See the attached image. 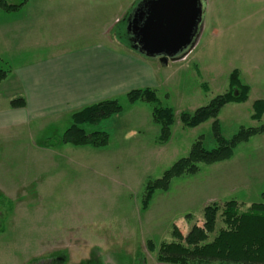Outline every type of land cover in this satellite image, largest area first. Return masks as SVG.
I'll list each match as a JSON object with an SVG mask.
<instances>
[{
	"label": "rangeland",
	"instance_id": "obj_1",
	"mask_svg": "<svg viewBox=\"0 0 264 264\" xmlns=\"http://www.w3.org/2000/svg\"><path fill=\"white\" fill-rule=\"evenodd\" d=\"M22 1L7 0L10 4ZM113 1L119 3V38L130 41L125 34L127 18L139 0L126 13L123 10L135 0ZM244 5L251 4L245 0H204L203 32L193 54L197 62H172L161 67L159 84L150 88L157 91V105L170 107L174 113L172 137L167 143L158 141L161 126L152 114L156 104H132L128 93L115 97L123 105L121 112L86 126L89 132L109 134L110 142L104 147L65 143L48 146L73 124L68 116L44 126L35 121L14 128L8 125L6 131L2 128L0 188H6V195L17 193L24 204L15 205L21 213L16 215L17 225L7 223L5 232L0 233V264H22L31 257L35 259L29 264H49L53 259V255H47L50 246L65 247L68 252L54 255L53 264H158L157 252L148 250L147 241L153 240L158 246L172 240L174 224L184 235L192 229L201 230V241L209 242L225 227L222 209L226 201L237 200L242 211L261 201L264 180L261 183L256 177L251 179L252 185H244V179L250 176L244 168L240 170L243 165H263V147L255 146L257 140L253 138L249 144H240L230 160L201 164L199 173L175 177L168 191L157 190L148 208H143L147 184L187 156L199 137L209 149L217 145L213 120L189 128L183 125L181 114L194 112L228 90L230 74L240 66V14ZM248 9L252 12L253 7ZM10 53L0 43V67L11 69L14 61L8 64L3 60ZM252 104L250 99L222 109L219 119L225 138H231L241 126L264 122V116L261 121L251 118ZM3 107L0 105V118L9 123L8 117H13L15 110L9 101ZM5 137L13 138L6 141ZM214 178H223L222 188H212L209 181ZM213 203H218L221 210L216 231L208 233L204 208ZM7 205H0L2 212ZM53 222L69 225L70 229L56 238L16 234V228L32 231Z\"/></svg>",
	"mask_w": 264,
	"mask_h": 264
},
{
	"label": "crops",
	"instance_id": "obj_2",
	"mask_svg": "<svg viewBox=\"0 0 264 264\" xmlns=\"http://www.w3.org/2000/svg\"><path fill=\"white\" fill-rule=\"evenodd\" d=\"M103 1L24 0L15 11L0 9V43L6 52L11 51L3 60L8 64L14 61L13 65L10 64L8 77L1 82L0 105L5 107L7 101L11 103L17 97H23L26 101L23 107H12L10 104L15 110L14 115L8 117L11 119L9 123L0 118V132L6 131L8 125L14 128L36 121L44 126L54 119L72 117L73 113L84 107L114 99L132 89L157 86L162 66L172 62L187 63L189 60L197 62L193 54L196 53L204 26L198 40L185 56L165 63L159 57L151 58L137 52L129 39H120L119 3L106 0L104 6ZM136 1L122 13L128 12ZM247 1L251 5H244L240 14L238 70L241 81L250 88L247 101L253 99L254 103L258 99L264 100V0ZM248 7H253L252 12ZM11 138L5 137L6 141ZM253 138L257 140L255 146H262L264 150V134L253 136L245 144H249ZM261 158L264 161V153ZM242 168L250 176L248 180L244 179V185H252L251 179L256 177L263 182L264 162L261 166L243 165L240 170ZM222 179H210L212 188H222ZM5 189L2 191L0 188V199H3L0 205L8 203L13 208L10 210L7 205L2 212L0 206V233L5 232L7 223L9 226L13 222L14 226L15 223L17 225L19 219L16 215L21 213L17 212L15 205L24 204L17 193L6 195ZM69 229V225L53 222L51 226L32 231L16 228V234L20 237L27 234L31 238L36 235L56 238ZM67 253L65 247L50 246L47 250V255L51 256ZM31 260L22 264H29Z\"/></svg>",
	"mask_w": 264,
	"mask_h": 264
},
{
	"label": "trees",
	"instance_id": "obj_3",
	"mask_svg": "<svg viewBox=\"0 0 264 264\" xmlns=\"http://www.w3.org/2000/svg\"><path fill=\"white\" fill-rule=\"evenodd\" d=\"M202 1L204 6V0ZM20 6L21 4H10L7 0H0V9L6 11H15ZM126 33L127 37L131 36L128 29ZM132 42L131 45L133 44ZM136 51L139 52L138 50ZM9 73L10 68L0 67V83L8 77ZM249 91V86L244 84L240 79L239 70L234 69L230 74L229 87L225 93L217 95L208 104L197 108L192 113L183 112L181 114L183 125L189 128H195L209 120H213L212 133L217 145L209 149L204 145L202 136L199 137L192 144L187 156L177 160L164 172L161 178L147 184L143 201L144 209L148 208L157 190H169L171 181L175 177L184 174H197L201 170V164H215L230 160L235 155L236 148L240 144L248 142L253 136L264 134L263 122L258 126H241L229 139L223 135L219 119L222 109L230 103L240 104L246 102L249 99ZM127 97L132 104L138 101L156 104L152 114L154 122L161 126L158 141L160 144L167 143L172 137V125L174 123L172 108L157 105L160 104L157 91L149 87L132 89L128 92ZM10 104L12 107H23L26 101L23 97H17L12 99ZM252 107L253 113L251 118L261 121L264 116V100H255ZM122 110L123 105L115 98L84 107L73 113V124L65 131L63 136L47 145L65 143L76 146H107L110 142V136L107 132L100 130L89 132L86 126L98 124L103 119ZM220 210L221 207L218 203L205 206L204 227L208 233L216 231L217 217ZM222 215L225 227L219 230L212 241H201V230L192 229L188 234L184 235L179 227L174 224L171 231L172 240L163 241L158 246L153 240H148L147 248L152 252H157V260L161 263L264 264V189L261 193V201L252 203L243 211L240 209V204L237 200L226 201L222 209ZM188 216L190 215L188 214ZM53 259L48 261L49 264L54 263Z\"/></svg>",
	"mask_w": 264,
	"mask_h": 264
},
{
	"label": "water",
	"instance_id": "obj_4",
	"mask_svg": "<svg viewBox=\"0 0 264 264\" xmlns=\"http://www.w3.org/2000/svg\"><path fill=\"white\" fill-rule=\"evenodd\" d=\"M203 14L202 0L139 1L127 18V29L136 38L132 47L165 63L179 59L198 40Z\"/></svg>",
	"mask_w": 264,
	"mask_h": 264
},
{
	"label": "flooded vegetation",
	"instance_id": "obj_5",
	"mask_svg": "<svg viewBox=\"0 0 264 264\" xmlns=\"http://www.w3.org/2000/svg\"><path fill=\"white\" fill-rule=\"evenodd\" d=\"M141 1H142V0H141ZM141 1H140V2H141ZM130 35H131V36H128V38H130V41H134V40L136 39L135 36H134V34L130 32Z\"/></svg>",
	"mask_w": 264,
	"mask_h": 264
}]
</instances>
